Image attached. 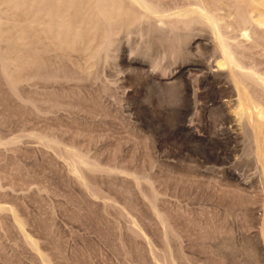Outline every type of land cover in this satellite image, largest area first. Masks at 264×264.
Segmentation results:
<instances>
[{
	"label": "rangeland",
	"instance_id": "374dc122",
	"mask_svg": "<svg viewBox=\"0 0 264 264\" xmlns=\"http://www.w3.org/2000/svg\"><path fill=\"white\" fill-rule=\"evenodd\" d=\"M150 1L72 48L0 42V264H264V177L211 26L170 20L196 0ZM206 4L264 72L244 3Z\"/></svg>",
	"mask_w": 264,
	"mask_h": 264
},
{
	"label": "bare ground",
	"instance_id": "6f19581e",
	"mask_svg": "<svg viewBox=\"0 0 264 264\" xmlns=\"http://www.w3.org/2000/svg\"><path fill=\"white\" fill-rule=\"evenodd\" d=\"M234 1L237 4L244 3V6H246V10H244L245 8L243 9L244 11H239V9L236 11L234 8L236 11L234 18L240 22V25H242L241 29H244L241 33L242 36H248L252 38L253 41L257 28L262 27L264 30V0ZM42 3L45 4L43 7L44 14L41 11L42 7L40 8ZM196 3L198 4L197 7L189 8V11L187 10L183 13H178L176 16L174 15L173 18H170V20L184 22L186 20L192 21L198 19L211 26L212 37L217 43L222 56V64L228 69L235 86L240 114L246 116L248 123L252 128V135L255 144L254 157L256 156L264 177V72L260 71L255 64L245 65L241 62L240 55L237 54V48H243L245 46L244 43H242L240 39H231L232 37L227 32V24L223 23L221 20L223 17L215 13L216 10L213 12L207 7V0H196ZM26 5H35V7L33 6L34 9L28 11L29 8H27ZM153 5L154 4L150 0H0V42L9 41L8 47L9 50H12L14 49V42L23 41L27 37L29 38L28 35L33 33V30L36 31V29L39 28L43 31L44 28H47L51 31L50 38L52 41L64 45L62 47H65V49L66 47L72 48L75 46L74 42L77 44L76 41L78 42L80 41L79 38H83L85 33L84 26L92 23L94 26H98L103 23L108 24L106 29L110 30L111 27L109 24L119 18L124 17L126 20L129 19L130 22H133L136 16L141 19L149 17L150 12H155ZM64 6H68L69 10L71 7V11L62 9ZM13 9L16 15H21L24 24H21V26L19 25L15 37L10 38L9 36H6L7 34H3L4 31L8 32L9 28H7L6 25H4L5 28H3L4 26L1 24L3 21L2 18L4 17L3 12L5 11L8 13V11ZM127 10L131 11V13ZM88 12L89 14L86 15ZM41 13L43 15H41ZM20 19L21 18H19V20ZM159 20H162V23H166L164 18H159ZM75 28L76 30H74ZM87 36L89 37V35ZM107 37L108 34L105 35V38ZM83 41L85 43V38ZM107 43L108 42H106V44ZM81 44H83V42ZM242 50L244 51V49ZM7 53H9V51ZM2 62L5 64V61ZM262 235L264 239V227L262 229Z\"/></svg>",
	"mask_w": 264,
	"mask_h": 264
}]
</instances>
